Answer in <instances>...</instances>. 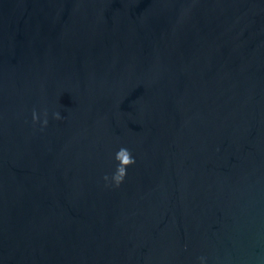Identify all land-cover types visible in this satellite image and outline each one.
I'll list each match as a JSON object with an SVG mask.
<instances>
[{"label": "water", "instance_id": "95a60500", "mask_svg": "<svg viewBox=\"0 0 264 264\" xmlns=\"http://www.w3.org/2000/svg\"><path fill=\"white\" fill-rule=\"evenodd\" d=\"M200 257L264 264V0H0V264Z\"/></svg>", "mask_w": 264, "mask_h": 264}, {"label": "clouds", "instance_id": "9594fccd", "mask_svg": "<svg viewBox=\"0 0 264 264\" xmlns=\"http://www.w3.org/2000/svg\"><path fill=\"white\" fill-rule=\"evenodd\" d=\"M44 115H45V118L42 124L43 126H47V123H48L47 113L45 112ZM53 117L56 120H60L62 118L59 112L54 113ZM32 119H33V123L39 122V116L35 111H33ZM115 160L118 162L115 172L111 175V177H109V175L106 174L103 177V179L105 180V182H110L113 186L118 188L123 183L127 175L126 170L132 165H134L136 161H135V158L132 156V153L130 152V150L125 147L119 148V150L115 154ZM199 260H200V264H204L205 262L204 257H200Z\"/></svg>", "mask_w": 264, "mask_h": 264}]
</instances>
